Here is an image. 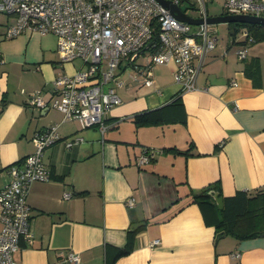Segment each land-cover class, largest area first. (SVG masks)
Masks as SVG:
<instances>
[{
	"label": "crops",
	"instance_id": "1",
	"mask_svg": "<svg viewBox=\"0 0 264 264\" xmlns=\"http://www.w3.org/2000/svg\"><path fill=\"white\" fill-rule=\"evenodd\" d=\"M8 22L0 14V189L8 168L34 152L35 133L56 127L61 138L43 153L50 179L30 185L34 239L21 242L15 264H70L64 261L69 252L79 256L77 264H264V235L215 243L213 223L190 203L217 182L223 197L264 192V42L247 45L244 60L233 51L238 47H215L198 76L200 90L181 95L179 122L170 124L136 126L132 117L179 93L174 65L155 66L151 88L132 71H117L123 84L110 86L124 89L126 98L109 111L102 136L97 128L64 121L51 107L54 78L74 73L78 63H60L54 35L5 39ZM35 91L42 92L44 109L29 106L27 96ZM73 138L82 141L66 148ZM145 149L155 157L138 165ZM131 198L134 205L127 206ZM155 240L159 244L151 246Z\"/></svg>",
	"mask_w": 264,
	"mask_h": 264
},
{
	"label": "built area",
	"instance_id": "2",
	"mask_svg": "<svg viewBox=\"0 0 264 264\" xmlns=\"http://www.w3.org/2000/svg\"><path fill=\"white\" fill-rule=\"evenodd\" d=\"M169 1L178 6L183 2ZM197 1L199 17L206 18V1ZM221 1L225 15L264 17V0ZM0 14L9 19L5 39L26 32L54 35L60 63H78L74 73L54 78L51 107L63 114L64 121H77L83 130L97 128L102 136L108 129L105 119L109 111L121 104L110 86L112 82L123 84L117 81V71H132L143 79V87L151 88L155 85L153 68L173 64L179 92L199 91L197 79L204 59L217 42L211 25L179 22L156 0H0ZM246 35L242 33V37ZM251 42L249 39L247 45ZM247 45L237 50L238 59L246 58ZM141 57L147 62L140 63ZM27 102L36 109L47 105L41 91L28 94ZM60 139L56 127L35 133L34 152L7 170L8 181L0 189V264H15L13 254L21 242L33 243L27 194L32 183L50 179L43 153ZM81 141L73 138L65 141V146L70 149ZM155 154L143 150L138 165L149 163ZM63 197L67 199L70 194ZM126 204L133 206L134 199ZM157 244L159 240L151 246ZM79 260L78 255L69 252L64 261L77 264Z\"/></svg>",
	"mask_w": 264,
	"mask_h": 264
},
{
	"label": "trees",
	"instance_id": "3",
	"mask_svg": "<svg viewBox=\"0 0 264 264\" xmlns=\"http://www.w3.org/2000/svg\"><path fill=\"white\" fill-rule=\"evenodd\" d=\"M225 15V13L221 14ZM229 45L242 47L251 44L264 42V25L232 23L228 24ZM247 35L242 37V33ZM253 67V64H251ZM250 68V65H248ZM182 93L176 96L169 103L158 109L135 114L132 121L136 126H153L179 122V112L182 108ZM181 122V121H180ZM183 122V121H182ZM178 154L188 155L189 150L180 152L177 149H164ZM212 193H218L223 198V208L220 210L212 197ZM191 204H196L203 212L206 220H210L217 233L224 236H232L237 240L264 235V192L249 195L246 192L237 191L232 197H223L220 184L217 182L201 189L193 194ZM132 239L129 237L125 254L132 248Z\"/></svg>",
	"mask_w": 264,
	"mask_h": 264
},
{
	"label": "water",
	"instance_id": "4",
	"mask_svg": "<svg viewBox=\"0 0 264 264\" xmlns=\"http://www.w3.org/2000/svg\"><path fill=\"white\" fill-rule=\"evenodd\" d=\"M165 10H167L176 20L179 22L191 25L199 26L202 24L206 25H218V24H232V23H246V24H257L264 25V17H256L251 15H219L215 17L206 18H193L183 12L177 4L172 3L169 0H156ZM212 197L217 204L218 209L223 208V198L218 196V193H212ZM137 226H133L132 229H136ZM224 237L223 234L219 233L216 235L215 243Z\"/></svg>",
	"mask_w": 264,
	"mask_h": 264
},
{
	"label": "rangeland",
	"instance_id": "5",
	"mask_svg": "<svg viewBox=\"0 0 264 264\" xmlns=\"http://www.w3.org/2000/svg\"><path fill=\"white\" fill-rule=\"evenodd\" d=\"M206 1V9H207V14L209 17H215V16H219L221 14L224 13V9L222 6V1L221 0H205ZM181 10L187 13V15L191 16V17H196L199 15V11L198 9L200 8L198 1L197 0H183L182 4H181ZM214 31V36L217 37V46H216V51L221 50L222 48H224L225 46H227V44L230 43V38L228 36V26L227 24H218V25H214L213 26ZM252 47L250 44L248 45V48ZM233 51L237 52L236 49H233ZM139 62L144 64L147 62V60L144 57H141L139 59ZM170 69V68H168ZM166 69V70H168ZM163 72V69H161ZM118 73V72H116ZM163 75V73H161ZM127 73L123 74L122 76H118L120 78L126 77ZM119 78V79H120ZM115 86V84H113ZM113 87V86H112ZM114 89L116 90V92H118V95L120 96V98L124 101L126 96L124 94V89L123 90H119L116 89L114 87ZM128 125L129 124H125ZM112 132L117 133V129L113 130ZM229 239V238H228Z\"/></svg>",
	"mask_w": 264,
	"mask_h": 264
}]
</instances>
